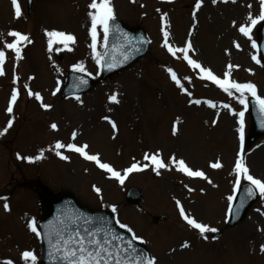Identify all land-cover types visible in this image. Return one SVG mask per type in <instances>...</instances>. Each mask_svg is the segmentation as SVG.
I'll return each instance as SVG.
<instances>
[{
  "label": "rangeland",
  "instance_id": "rangeland-1",
  "mask_svg": "<svg viewBox=\"0 0 264 264\" xmlns=\"http://www.w3.org/2000/svg\"><path fill=\"white\" fill-rule=\"evenodd\" d=\"M196 2L111 0L115 18L145 29L151 40L150 54L89 94L60 101L65 74L75 65L97 76L99 65L90 47L91 0H33L30 15L26 1L18 0L22 12L18 18L11 0H0V51L5 56L0 64V132L7 128L0 135V264H32L22 258L24 252H31L37 261L40 238L27 225L33 221L38 232L40 202L32 189L22 187L35 181L54 193L72 192L92 209L112 211L115 207L112 212L119 225L143 241L155 264H264V197L259 192L244 220L226 227L228 197L234 198L239 188L233 191L237 154L249 174L264 181V136L246 146L249 116L238 103L239 93L233 89L229 96L202 78L203 73L184 59L185 53L173 54L164 47L165 43L173 49L190 45L189 59L218 79H224L227 71L231 81L253 84L264 98V68L253 47L262 21L251 27L249 37L239 31L250 25L249 16H259L261 3L200 0L204 8L194 14ZM9 31L31 41L18 45L19 59L4 46L15 39L6 35ZM96 31L100 57L105 39L102 28ZM45 32H63L74 41L61 43V38ZM58 50L63 54L61 61L56 57ZM14 89L17 99L9 113ZM249 96L245 93V99ZM240 111L245 112L243 143L237 131ZM72 140L78 147L86 145L89 155L121 176L133 163L141 170L128 173L121 184L95 161L69 151L66 145ZM57 142L65 147L56 149ZM57 151L67 159H60ZM145 154L156 155L166 164L158 169L159 175ZM177 161L204 176L186 175L178 170ZM216 162L222 166L212 168ZM94 187L100 189L99 194ZM132 188L143 195L140 205L125 203ZM177 202L187 216L222 232L221 237L211 238L215 232L201 235L185 220L183 224ZM176 246L180 249L173 251Z\"/></svg>",
  "mask_w": 264,
  "mask_h": 264
},
{
  "label": "snow or ice",
  "instance_id": "snow-or-ice-1",
  "mask_svg": "<svg viewBox=\"0 0 264 264\" xmlns=\"http://www.w3.org/2000/svg\"><path fill=\"white\" fill-rule=\"evenodd\" d=\"M216 0H213L215 3ZM12 6L15 10V16L18 18L22 15L21 8L18 4V0H11ZM261 3V11L257 18H252L249 16L250 25L245 27L241 26L239 31L246 37L250 36V29L252 26L256 25L258 21H264V0H260ZM201 6L200 0H197L195 7L199 8ZM89 9L94 11H89L88 15L91 18V29L90 35L92 37V44L90 47L92 48L93 52V59L95 62L100 65L101 58L96 54V41H97V27L103 29L104 39L105 41L108 39L109 32L112 30L118 31V25L110 27V21L115 20L113 7L111 5V0H91V3L88 5ZM163 20V17H162ZM9 37H14V41L12 43H7L4 46L8 49H11L16 53L17 59L20 58V49L18 45L21 42L27 41L31 42L29 38L25 35L17 31H9L6 34ZM45 35L48 37H59L61 43L72 42L74 38L71 35H66L63 32H45ZM168 33L165 32L164 36L167 37ZM125 39L127 37L125 36ZM52 40L49 39V46H51ZM164 47L168 49L170 53L175 52H183L185 53L184 59L188 62V64L200 70L203 73L204 79H209L221 88L225 93L229 96L233 95V89L239 93L237 97L238 103L242 106L247 108V101L245 99V93L250 94L254 100L256 105L258 106L259 113L262 118H264V98H261L257 95L255 86L251 83H237L235 81H231L229 79V72L224 73V79H218L215 75L211 73L210 70L203 68L199 63L195 60L189 59L187 53L190 49V45L186 46L183 49H173L168 46L167 43L164 44ZM238 47V45H237ZM253 47H256L253 44ZM136 51H139L137 48ZM4 52L0 51V64L4 61ZM124 60L128 59L127 55H124ZM257 58L253 56V60ZM259 62V61H257ZM105 65L108 69H111L116 66L114 60L112 62L105 61ZM229 68L233 67L232 65L228 66ZM75 71H83L82 65H75ZM169 74L172 76V79L176 81V76L172 73L171 69H168ZM3 73L0 72V75ZM179 84V81H176ZM86 81L80 80V84H84ZM32 95V93H30ZM17 99V92L14 89L12 92L11 100L9 101V106L7 111L9 113L12 112V103ZM36 99L39 100V95H36ZM111 100L115 101V96L110 97ZM195 103H199V101H195ZM209 106H212L211 104ZM42 107H47L46 105H42ZM225 108L229 106L227 104L224 105ZM236 115L239 117L237 123L239 124V128L237 129L239 133V137L241 142L243 143L244 140V123L243 117L245 115L244 111L237 112ZM264 123V120H262ZM12 121H8V127H11ZM53 129L56 128V125H51ZM7 131V128L4 131L0 132V135H3L4 132ZM75 135V134H73ZM65 145L57 142L55 145L56 149H62ZM69 151H73L79 153L84 159L88 161H95L97 162L98 166L101 169H104L108 172H111L112 176L115 177L117 180L120 181L121 184L124 182V176H127L128 173L133 171H139L137 164L133 163L131 167L127 168L124 172V176H121L120 173L115 172L108 164L100 163L98 157L95 155H89L85 149V146H76L75 144H68L66 145ZM56 155L60 157V159H67L66 156L61 155L59 151L56 152ZM19 158V157H18ZM39 159L40 157H36ZM145 160H150L153 165V171L159 175L158 169H162L166 167V164L157 158L156 155L149 156L145 154ZM178 170L185 173L186 175L193 176V177H203L204 173L201 171H191L183 161H177ZM222 165L219 162L211 164L212 168H220ZM146 167V166H145ZM235 171V186L233 191L235 192L237 188L241 185V181H246L250 185L246 191V195L248 197H252L254 195L253 189L259 192L261 197H264V181L260 179L254 178L252 175L249 174L248 168L244 165L243 160L240 156V153L237 154V159L234 165ZM94 191L98 194L100 189L94 187ZM233 199L232 196L228 197V200L231 202ZM177 206L180 207L179 202H177ZM5 209H8V205H4ZM229 210L231 211V204L229 205ZM112 211L115 212V207L112 208ZM180 215L181 217L194 229H197L201 235L207 232H216L217 229L210 228L206 225L197 223L194 219L187 216L182 207H180ZM83 220V227H81L79 221ZM103 223V221H101ZM59 227H51L50 231L45 233V236L48 238V243L50 245L51 251L49 253L50 258L53 261H58L59 264H155L153 258L145 256L143 252H139L131 241H125L122 237L118 236L112 228L108 227L106 223L102 227H96V222L90 217H83V216H75L71 223H67L64 220H60ZM28 228L40 235L37 232V228L33 221L28 222ZM91 226V227H89ZM121 228L126 227L123 224H120ZM139 237H136L134 234L132 236V240H139ZM141 243L143 241L141 240ZM183 247H188L187 244H184ZM261 251L264 252V246L261 247ZM22 258L26 261L31 260L32 264H35L36 257L31 252H24L22 253ZM5 264H12L11 261H6Z\"/></svg>",
  "mask_w": 264,
  "mask_h": 264
},
{
  "label": "water",
  "instance_id": "water-1",
  "mask_svg": "<svg viewBox=\"0 0 264 264\" xmlns=\"http://www.w3.org/2000/svg\"><path fill=\"white\" fill-rule=\"evenodd\" d=\"M30 1L29 6H30ZM118 25L119 30H112L109 32L108 39L105 46L104 54L101 58V71L98 81H105L110 77L116 75L122 70L130 67L136 61L143 59L148 54L149 42L144 31L137 27L134 29L128 28L118 20L110 21V27ZM125 36L127 39H125ZM139 51H136V49ZM259 51L262 56L264 64V23L260 29V42ZM124 55L128 56L127 60H124ZM114 60L116 66L108 69L105 65V61L112 62ZM80 80L86 81L84 84H80ZM95 85V81L89 77L71 73L67 76L66 85L61 93V97L64 98L68 95L83 94L91 90ZM248 109L251 116V131L248 137V144L252 143L258 136L264 134V123L259 113L258 106L253 100H248ZM250 187L244 185L237 195V199L232 207L230 213L229 226L236 225L242 221L246 210L255 201L256 195L248 197L245 189ZM254 191V190H253ZM42 215L40 221V232L43 241V250L38 261V264H59L58 261H53L49 253L51 251L48 243V238L45 233L50 231L51 227H59V221L64 220L67 223H71L75 216L90 217L96 222V227L104 226V223L125 241H131L134 247L139 251L145 253L144 249L134 244L128 237L127 233L120 230L114 223L113 216L108 212H94L87 210L80 206L72 194L64 193L54 197H48L47 192L42 191ZM140 200V194L132 190L129 192L128 201L137 203ZM103 221V223L101 222ZM81 227H83V220L79 221ZM91 227V226H89ZM145 255V254H144ZM146 256V255H145Z\"/></svg>",
  "mask_w": 264,
  "mask_h": 264
},
{
  "label": "bare ground",
  "instance_id": "bare-ground-1",
  "mask_svg": "<svg viewBox=\"0 0 264 264\" xmlns=\"http://www.w3.org/2000/svg\"><path fill=\"white\" fill-rule=\"evenodd\" d=\"M200 4H201V6H200L199 8H196V7H195L196 4L193 6V13H194V14L200 13V11L203 10V8H204V4H203V2H200ZM82 126H83V128H84V127H85V124H83ZM80 131H81V130H78V132H80ZM179 248H180L179 246H178V247L176 246V247L173 249V251L179 250Z\"/></svg>",
  "mask_w": 264,
  "mask_h": 264
}]
</instances>
